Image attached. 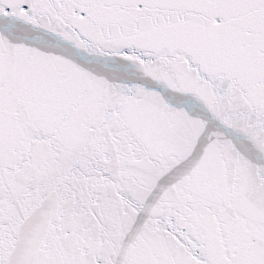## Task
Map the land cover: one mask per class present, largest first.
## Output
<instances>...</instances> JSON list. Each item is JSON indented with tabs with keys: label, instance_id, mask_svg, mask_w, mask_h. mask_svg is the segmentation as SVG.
<instances>
[{
	"label": "snow or ice",
	"instance_id": "6c2138e0",
	"mask_svg": "<svg viewBox=\"0 0 264 264\" xmlns=\"http://www.w3.org/2000/svg\"><path fill=\"white\" fill-rule=\"evenodd\" d=\"M0 264H264V0H0Z\"/></svg>",
	"mask_w": 264,
	"mask_h": 264
}]
</instances>
